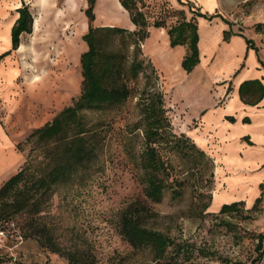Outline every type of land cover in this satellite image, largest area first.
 I'll use <instances>...</instances> for the list:
<instances>
[{
    "label": "trees",
    "instance_id": "trees-1",
    "mask_svg": "<svg viewBox=\"0 0 264 264\" xmlns=\"http://www.w3.org/2000/svg\"><path fill=\"white\" fill-rule=\"evenodd\" d=\"M183 18L167 29L171 47H187L181 61V68L189 74L200 62L199 31L197 16L212 18L194 9L190 2ZM85 14L90 21L84 40L88 49L81 55L82 87L79 96L72 104L65 106L50 121L35 128L17 144L22 152L30 145L24 164L9 178L0 184V231L6 228L16 235L35 239L42 248L57 253L68 264H101L95 245L84 235L71 230L60 231L51 211L52 199L56 189L63 184H72L76 178L95 164L104 148L103 131L90 121L85 111H99L124 103L130 97H137L139 119L126 124L127 141H123L124 152L130 156L138 170V180L143 186L145 197L151 202H160L166 191L172 190L174 196L181 194L182 180L175 177L170 155L186 150V142L199 150L200 156L205 151L186 133H176L170 107L166 104V95L151 82V75L145 71L141 58L140 42L149 36L150 22L145 12L138 6V0H120L128 11L135 29L113 25H94L97 0H87ZM19 13L11 29L12 48L0 55V60L16 51L21 42L22 33H31L33 16L29 6L22 2L16 9ZM188 12L192 13L188 17ZM156 28H165L159 22ZM264 24L257 25V29ZM121 36V46L108 49L107 40ZM225 39L228 33L225 32ZM249 42V40H248ZM114 43H111V47ZM133 46L130 58L125 49ZM128 62L129 66H128ZM128 66V67H127ZM144 73L146 80L143 88L129 85V80H136ZM131 74V75H129ZM241 100L250 105L258 104L264 97V85L259 80H246L239 86ZM234 121L233 117H228ZM244 121H249L248 117ZM141 131L139 149L134 151V138ZM191 157V156H190ZM263 200V195L256 199L253 211ZM244 201L222 204L216 214L242 212ZM148 214L147 205L141 200H134L124 207L118 217L117 231L132 247L133 252L119 259L109 260L108 264H192L195 259L216 257L217 253L204 245L198 246L189 240H182L148 227L144 220ZM71 234V237L67 235ZM257 243L256 255L250 257V264H261L264 258V231L254 234ZM142 253L145 259L129 261L130 257ZM224 264H242L229 257L217 256Z\"/></svg>",
    "mask_w": 264,
    "mask_h": 264
},
{
    "label": "rangeland",
    "instance_id": "rangeland-1",
    "mask_svg": "<svg viewBox=\"0 0 264 264\" xmlns=\"http://www.w3.org/2000/svg\"><path fill=\"white\" fill-rule=\"evenodd\" d=\"M22 1L29 6L34 25V19L40 14V10L34 5L35 0ZM69 3L70 0H56L57 8L65 12L71 6ZM108 5L104 0H99L97 9L95 6V13L101 11V14L108 16L106 14ZM87 6V0H77L74 7L77 17L86 22L87 28L80 34L81 49L78 64L72 69L75 84L66 97L52 102L48 99H39L30 103L28 96L31 84L26 81L23 60L17 55V51H11L9 58L12 64L9 68H13L16 74L8 84L19 104L5 124L8 127H17L19 130L22 129L23 123L27 125L28 131L21 141H25L32 130L50 121L65 106L72 104L81 92L83 77L80 59L82 53L88 49L84 34L90 24L85 14ZM138 6L145 12L150 22L148 38L150 37L151 40L148 43L147 38L140 42L145 71L151 75V82L166 95V104L171 109L170 116L175 132L187 133L188 127L194 128L196 120L187 122L184 105L178 97L180 84L178 77L181 74L176 64L178 53L171 56L172 61L169 60L171 50L163 46V37L157 32L162 28L153 26L155 22H159L167 31L171 25L183 18V12H187V7L175 8L168 0H138ZM44 14L43 12L42 15ZM106 20L98 14L97 19L91 23L96 25ZM126 24L127 21L121 19L119 24L113 26L126 27ZM128 29L133 30L135 26ZM66 33L71 36L72 30L69 29ZM43 34L45 33H39L35 38H44ZM32 36L34 37L33 27L31 33H22L20 40L25 38L29 43ZM121 39V36L112 38L107 40L105 45L108 49H116L118 45H122ZM37 42L38 39L33 40L32 45L34 44L35 48L42 52L44 46L38 45ZM111 43H114V46L111 47ZM125 51L131 58L134 48L128 46ZM28 60L35 64L33 59ZM145 82L144 73H140L136 80H129V85L141 89ZM136 103L137 97L132 96L114 107L84 112L91 122L99 124H97L98 130L106 135L103 140L104 148L98 161L89 170L82 172L74 183L63 184L56 189L51 211L56 216L55 222L60 231L72 230L75 236L79 232L87 237L95 245L101 264H108L109 260L130 255L133 249L118 233L117 221L120 211L130 202L138 199L148 207V214L144 220L148 227L172 237L189 240L198 246L204 245L217 253L216 257L195 259L192 264H224L218 260V255L229 257L234 262L250 264V257L256 255L254 248L257 240L254 234L264 231V204L261 202L253 211L246 210V204H243L242 212L230 215H218L212 212L214 210L210 204L213 191L215 187L216 189L219 187L215 174L216 163L207 152L205 158L200 156L199 150L191 146L190 140L186 142V150L191 153V157L182 152H173L170 155L173 173L182 180L179 188L181 194L174 196L172 190H168L160 202H151L145 197L134 161L123 149V141H127L128 135L126 124L134 123L139 119ZM136 132L139 134L133 140L134 151L139 149V141L142 139L141 131ZM21 141H12L15 158L12 164L8 163L0 167V184L26 161L30 145L24 146L25 150L20 152L17 150V144ZM198 143L201 145V141ZM3 232L4 235H0L3 241L0 247V264H68L65 258L42 248L33 238L24 239L9 228L4 229ZM67 235L71 237L70 233ZM142 259H145V256L138 253L130 257L129 261ZM261 264H264V258Z\"/></svg>",
    "mask_w": 264,
    "mask_h": 264
},
{
    "label": "crops",
    "instance_id": "crops-1",
    "mask_svg": "<svg viewBox=\"0 0 264 264\" xmlns=\"http://www.w3.org/2000/svg\"><path fill=\"white\" fill-rule=\"evenodd\" d=\"M104 1L109 4L107 20L96 25H117L122 19L127 21L126 28H134L120 0ZM168 1L175 8L188 10L187 4L179 0ZM181 1L190 2L206 16L213 15L212 18L197 16L200 62L189 74L181 68L186 46L171 47L167 31L157 30L163 37V46L171 50L169 60L178 53L176 64L181 71L178 97L184 105L187 122L196 120L194 128L188 127L185 133L216 163L219 187L213 191L212 212L234 201H244L247 209L252 208L262 195L264 204V97L258 104L250 105L239 95L243 81L259 80L264 85V28L257 29V25L264 24V0ZM22 2L0 0V55L12 48L11 29L19 16L16 9ZM191 16L188 12V17ZM150 40L149 37L147 42ZM10 54L0 60V156L8 155L13 160L12 141H21L28 130L24 123L21 130L5 124L19 104L8 84L13 76ZM245 117L249 121H244ZM1 166L4 164L0 160ZM224 191V196L230 198L217 202L215 193Z\"/></svg>",
    "mask_w": 264,
    "mask_h": 264
},
{
    "label": "bare ground",
    "instance_id": "bare-ground-1",
    "mask_svg": "<svg viewBox=\"0 0 264 264\" xmlns=\"http://www.w3.org/2000/svg\"><path fill=\"white\" fill-rule=\"evenodd\" d=\"M69 4L71 6L65 12L57 8L56 0H35L34 5L38 7L40 14L34 19V37L32 36L29 43L25 38L22 39L16 50L17 55L23 60L26 81L31 84L28 96L30 103L39 99L57 101L73 90L75 79L72 69L75 64H78L81 49L80 34L87 26L85 21L77 17V12L74 10L77 0H70ZM99 17L107 19L101 11H99ZM69 29L72 30L71 36L66 33ZM42 32L45 33L42 35L44 38H37V44H42L44 47L43 51L39 52L32 43L33 40L37 41L35 35L37 37ZM28 59H33L36 65L30 63ZM11 64L12 61L10 66ZM15 74V70L12 69V75L15 76ZM12 77H9V81L13 79ZM0 160L4 165L12 164L13 161L11 157L4 154L0 156ZM225 194V191L222 194L216 192V201L229 199L230 197L224 196Z\"/></svg>",
    "mask_w": 264,
    "mask_h": 264
},
{
    "label": "built area",
    "instance_id": "built-area-1",
    "mask_svg": "<svg viewBox=\"0 0 264 264\" xmlns=\"http://www.w3.org/2000/svg\"><path fill=\"white\" fill-rule=\"evenodd\" d=\"M0 235H4V232L3 231H0ZM2 239L0 238V247H2Z\"/></svg>",
    "mask_w": 264,
    "mask_h": 264
}]
</instances>
